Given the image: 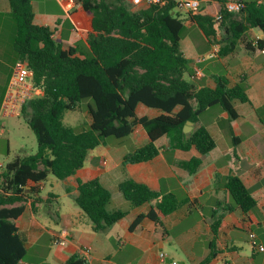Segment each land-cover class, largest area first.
Returning a JSON list of instances; mask_svg holds the SVG:
<instances>
[{
	"label": "trees",
	"instance_id": "16d2710c",
	"mask_svg": "<svg viewBox=\"0 0 264 264\" xmlns=\"http://www.w3.org/2000/svg\"><path fill=\"white\" fill-rule=\"evenodd\" d=\"M9 15L15 25L12 49L19 62L32 72L31 88L41 92L28 98L20 114L35 136L36 151L16 156L0 168V264H32L28 261L19 235V222L28 205L36 213L37 205L50 209L57 196L48 193L40 197L39 183L48 176L64 181L82 168L88 153L104 143L108 137H128L140 125L149 141L122 158V165L147 162L158 154L155 142L167 138L174 149L194 148L199 155L209 153L215 141L205 127L192 130L186 137L182 128L206 109L218 107L237 118L235 102L248 103L245 87L228 86L223 78L209 88L185 79L190 77L188 60L180 49L183 24H195L205 37L214 35L213 16L176 10V0H164L131 11L125 0H74L87 16L86 50L64 49L53 39L48 26L36 25L31 0H7ZM219 3L220 21H230L227 31L240 38L247 27H257L264 35V14L255 7H245L242 21L232 20L234 13ZM250 7V6H249ZM238 14V13H237ZM91 99L87 107L89 122L66 127L59 123L63 111H73L77 103ZM143 104L162 112L157 117H137L136 107ZM178 108L177 111L175 109ZM201 165L200 158H191L181 166L189 173ZM231 206L247 213L256 207L250 191L237 176L225 179ZM68 192V189L66 188ZM74 204L92 222L94 232H103L133 209L147 204L144 215L130 224L133 231L143 218L155 224L192 202L178 200L170 193L154 191L129 177L116 187L124 204L113 206L111 191L99 178L76 180ZM230 205L217 202L210 213L209 228L213 241L217 239L223 213L232 212ZM215 252L199 263L208 264ZM64 264H86L77 254Z\"/></svg>",
	"mask_w": 264,
	"mask_h": 264
},
{
	"label": "crops",
	"instance_id": "0c3cea01",
	"mask_svg": "<svg viewBox=\"0 0 264 264\" xmlns=\"http://www.w3.org/2000/svg\"><path fill=\"white\" fill-rule=\"evenodd\" d=\"M31 4L34 23L48 26L53 31V39L64 49L86 50L88 19L86 16L87 29L83 32L82 20L77 16L79 5L69 10L61 7L40 11L32 1ZM244 4L264 14V0H244ZM219 7L217 0H200L198 12L214 16ZM0 13L9 15L7 0H0ZM244 16L245 11L233 14L232 20L240 22ZM186 23L191 29L193 23ZM229 27L228 20L216 22L214 35L205 37L201 33L203 37L180 39L181 52L191 71L189 79L209 88L216 86L215 80L219 77L225 79L228 86L241 83L249 98L248 103L235 102L237 118L232 121H228L226 112L211 107L192 123L191 131L205 127L215 141L209 153L201 156L194 148L174 149L167 138L162 137L155 142L158 154L152 160L122 165L126 153L149 141L144 129L136 125L126 137L127 143L106 146L98 154L94 153L95 149L91 150L82 168L63 181L72 200L77 195V179L97 177L111 191L113 206L123 205L116 187L123 178L129 177L151 190L170 193L178 200L188 199L192 204L165 216L159 224L143 218L130 231L132 221L147 212L145 204L103 232H94L92 222L78 207L66 206L52 212L39 204L33 213L27 205L19 222L18 235L30 263L64 264L77 254L86 264H199L212 248L215 255L208 264H264V35L257 27H247L244 34L235 39L227 31ZM1 30L0 26V114L6 116L2 106L17 59L12 49L14 36L3 37ZM199 57H205V61L196 62ZM160 114L161 111L143 104L136 107L137 117L153 118ZM86 117L89 122L88 112ZM194 157L201 159V165L189 173L181 164ZM2 166L0 163V168ZM230 176H237L250 191L256 201L251 211L242 213L231 206L225 188V179ZM39 187L41 191L42 182ZM217 202L230 205L233 211L223 213L217 239L211 247L210 213ZM60 231L67 234L62 237V244L54 245L53 236ZM250 233L254 234L253 239L249 238ZM238 240L245 244H235ZM85 249H89L87 254ZM160 253L165 254L164 261H160Z\"/></svg>",
	"mask_w": 264,
	"mask_h": 264
},
{
	"label": "rangeland",
	"instance_id": "374dc122",
	"mask_svg": "<svg viewBox=\"0 0 264 264\" xmlns=\"http://www.w3.org/2000/svg\"><path fill=\"white\" fill-rule=\"evenodd\" d=\"M35 6H37L40 11H51L55 8L61 9L63 3L69 0H31ZM125 6L131 10V6L128 0H125ZM74 6V0H73ZM78 8V4L75 5ZM200 8L198 9V11ZM181 14L185 12L183 10H175ZM77 16L82 20V30L83 32L87 29V19L86 15L80 10H77ZM0 26L2 28L1 32L3 37H9V35L14 36L15 25L10 15H5L0 13ZM199 35L203 37L196 25H192V28H188V24L184 22L183 28L180 32V37L184 38L187 36L193 37ZM185 79L192 83L195 80L189 79L185 76ZM28 84L33 87L32 79H28ZM41 92L31 89V96L36 97ZM92 104L91 99H84L77 103V106L73 111H63L59 118V123L66 127L75 126L77 124L87 122V107ZM127 138L116 139L114 137H108L105 139L104 143L95 148V154L103 151L106 146H117L122 142L127 143ZM2 147V148H1ZM36 151V141L33 132L26 125L21 114L17 113L13 116H3L0 114V163L6 164L8 161L12 160L16 156H26L32 154ZM2 152V153H1ZM43 187L40 191V196H47L48 193H53L57 196L56 202H52L49 206L52 212H56L66 206H71L74 209H78L74 204L70 193L66 192V184L63 181L56 180L52 176H48L43 182ZM42 209L48 210V207L41 205ZM242 235V234H241ZM235 244H245L242 240L234 241Z\"/></svg>",
	"mask_w": 264,
	"mask_h": 264
},
{
	"label": "built area",
	"instance_id": "2783aa9c",
	"mask_svg": "<svg viewBox=\"0 0 264 264\" xmlns=\"http://www.w3.org/2000/svg\"><path fill=\"white\" fill-rule=\"evenodd\" d=\"M164 0H129L131 11H136L141 7L149 6L152 4H162ZM65 9L69 10L73 7V0L65 1L63 3ZM200 7V0H176V9L191 11L197 13ZM245 7L244 0H225L224 9L229 13H240ZM214 19L216 22L220 21V16L215 14ZM212 57V55H209ZM205 61V57H199L196 62L200 63ZM198 70L195 69V73ZM32 72L27 68L26 64L17 61L11 69V75L7 84V91L2 106V112L6 116H13L17 113L20 114L23 103L31 97V86L28 84V79L31 78ZM30 86V91L29 87ZM66 231H60L53 236V244L60 245L63 243L62 237L66 235ZM254 234L250 233L249 238L253 239ZM259 251H263L262 247H258ZM89 249H85L84 253H88ZM160 261H164L165 254H159ZM171 264H177L172 262Z\"/></svg>",
	"mask_w": 264,
	"mask_h": 264
},
{
	"label": "water",
	"instance_id": "95a60500",
	"mask_svg": "<svg viewBox=\"0 0 264 264\" xmlns=\"http://www.w3.org/2000/svg\"><path fill=\"white\" fill-rule=\"evenodd\" d=\"M191 126H192V123L190 121H187L182 128V132L185 134L186 137L189 135L191 131Z\"/></svg>",
	"mask_w": 264,
	"mask_h": 264
}]
</instances>
